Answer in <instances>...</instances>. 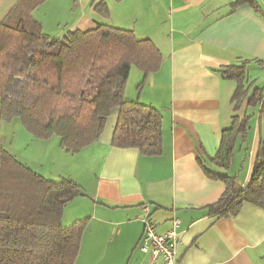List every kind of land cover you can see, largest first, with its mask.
<instances>
[{
	"label": "crops",
	"instance_id": "0c3cea01",
	"mask_svg": "<svg viewBox=\"0 0 264 264\" xmlns=\"http://www.w3.org/2000/svg\"><path fill=\"white\" fill-rule=\"evenodd\" d=\"M21 1L0 0V23ZM236 2L42 0L33 10L32 17L51 38L63 40L70 33L107 25L150 39L163 56L160 69L147 77L141 91L136 89L143 80L139 70L134 79L138 85L128 91L132 67L125 93L127 100L163 115L161 156L112 146L118 110L100 139L76 155L65 153L58 137L41 141L30 135L37 142H55L69 161L59 180L70 179L80 187L82 196L67 205L62 218L67 228L86 221L75 264H161L141 250L146 206L160 235L179 220L178 264H264V208L245 204L233 218L212 217L208 208L221 199L226 185L209 177L200 163L203 159L213 171L245 187L264 143V100L254 106L244 103L235 112L237 82L221 73L247 61L250 92L260 83L264 86V14ZM257 2L264 10V0ZM102 3L107 13L97 10ZM235 115L248 116L250 129L246 139H238L225 171L208 159L216 156ZM80 159L73 174L72 162Z\"/></svg>",
	"mask_w": 264,
	"mask_h": 264
},
{
	"label": "trees",
	"instance_id": "16d2710c",
	"mask_svg": "<svg viewBox=\"0 0 264 264\" xmlns=\"http://www.w3.org/2000/svg\"><path fill=\"white\" fill-rule=\"evenodd\" d=\"M41 2L22 0L0 23V118L7 123L19 119L37 140L58 137L61 149L76 155L100 139L118 110L112 146L161 156L163 115L125 97L132 67L143 74L138 91L160 69L163 56L156 45L107 25L70 33L63 40L51 38L32 17ZM241 4L264 14L257 0H237L235 5ZM101 9L107 13L104 3L97 6ZM246 65L221 70L237 82L235 112L244 103L254 106L264 100V86L250 92L246 85ZM249 120L233 116L216 156L208 159L210 165L229 170L238 139L249 132ZM200 163L209 177L226 185L221 199L208 208L212 217L233 218L245 204L264 208V143L245 187L216 173L203 159ZM81 196L76 182L44 178L20 163L0 140V264H75L86 221L67 228L62 218L67 205Z\"/></svg>",
	"mask_w": 264,
	"mask_h": 264
},
{
	"label": "rangeland",
	"instance_id": "374dc122",
	"mask_svg": "<svg viewBox=\"0 0 264 264\" xmlns=\"http://www.w3.org/2000/svg\"><path fill=\"white\" fill-rule=\"evenodd\" d=\"M135 69L136 68H134L131 81L129 84L127 83L129 88L128 91H130V89H135L136 85H138V83L136 84L134 80L135 71H138ZM263 75L264 71L262 72L261 77ZM260 84L262 85L263 83ZM261 85L260 87H262ZM249 112L251 114L252 109ZM0 139L3 142L5 149L9 151L20 163L30 167L34 172L44 178L58 181V176H63V173L65 174V171L67 170L65 166L69 165V161L65 160L64 156L61 155L58 147L55 145V142L45 144V142L41 143L37 142V139H32L30 133L27 132L19 119H15L11 123H7L0 118ZM55 139H57V137ZM80 163H82L81 159L74 160L72 162L73 174H76ZM87 163L89 165V161H85V164ZM87 170L89 169L86 168V171Z\"/></svg>",
	"mask_w": 264,
	"mask_h": 264
},
{
	"label": "built area",
	"instance_id": "2783aa9c",
	"mask_svg": "<svg viewBox=\"0 0 264 264\" xmlns=\"http://www.w3.org/2000/svg\"><path fill=\"white\" fill-rule=\"evenodd\" d=\"M146 219H144V236L142 239L141 250L150 254L154 261L160 259L161 264H178V234L177 229L180 226L179 220L172 222V230L166 234L160 235L156 232L155 225L150 221V207L144 208Z\"/></svg>",
	"mask_w": 264,
	"mask_h": 264
}]
</instances>
